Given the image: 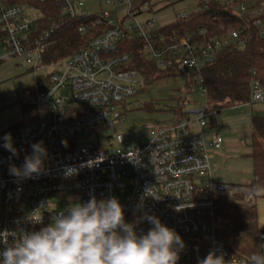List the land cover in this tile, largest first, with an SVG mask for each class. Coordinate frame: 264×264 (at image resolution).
Returning <instances> with one entry per match:
<instances>
[{
  "label": "built area",
  "instance_id": "1",
  "mask_svg": "<svg viewBox=\"0 0 264 264\" xmlns=\"http://www.w3.org/2000/svg\"><path fill=\"white\" fill-rule=\"evenodd\" d=\"M123 1L129 4L127 17L134 24L126 26L124 20L115 23L109 12L98 14L108 27L90 41L88 48L53 64L64 66L62 71L38 75L39 69L49 66L43 54L53 30L35 34L38 20L27 16V11L34 7L0 0V41L11 54L31 66L37 113L34 122L0 132V138L10 133L18 150V155L10 160L11 154L0 146V233L15 231L22 235L23 231H38L47 226L59 213L54 202L61 196L79 197L81 203H86L91 195L97 199L115 196L124 208L125 221L136 225L138 235L152 227L140 220L147 212L181 236L185 248L180 252L178 264H198L209 251L223 254L227 264H251L253 256L264 255V228L258 235L257 251L250 254L238 252L230 242H223L216 235V198L227 196L234 200L239 193L249 202L255 193L213 178L211 151L220 149L224 139L217 128L209 125L208 104L187 112V119L149 128L148 140L139 145L111 149L114 144L125 143L121 134L109 137V149L99 141L86 140L92 133L125 123L126 102L138 94L137 84L144 82L129 67L131 55L122 51L126 40H142L145 60H156L162 69L175 67L186 74L193 70L200 72L211 64L219 49L243 45V32H230L204 45L194 40V32L167 39L155 27L156 16L145 22L136 20L143 8L151 10L147 4L135 9V0H101L106 5ZM60 2L70 18L84 16L82 2L77 9L68 0ZM241 11H245V6H241ZM255 25L261 26V21H255ZM78 31L83 36L88 28L82 25ZM198 34L202 36L204 31ZM252 75L251 103L264 104V87L256 79L257 74ZM199 89L206 96L205 89ZM62 141L67 142V147ZM40 142L48 153L44 162L47 174L17 182L9 174V165L21 167L25 156L32 153L31 145ZM97 156L103 157L99 166L84 167L78 175L64 178L65 165L79 166ZM41 218L42 223L31 222ZM4 248L0 243V252Z\"/></svg>",
  "mask_w": 264,
  "mask_h": 264
},
{
  "label": "trees",
  "instance_id": "2",
  "mask_svg": "<svg viewBox=\"0 0 264 264\" xmlns=\"http://www.w3.org/2000/svg\"><path fill=\"white\" fill-rule=\"evenodd\" d=\"M10 5H30L41 13L37 21L35 34L52 29L43 60L53 65L65 60L72 54L88 48L90 41L98 36L108 26L98 15L78 16L70 18L65 14L60 0H7ZM151 0H135V9L150 5ZM245 6V11H241ZM150 9L152 7L150 5ZM261 21V26L255 21ZM87 26L88 32L81 35L80 26ZM199 31L204 35L199 36ZM243 32L244 44H232L217 51L214 61L203 67L200 72L189 71L181 74L175 67L162 69L158 61H147L142 57L143 42L138 38L126 40L122 51L131 55L129 67L136 70L144 79V85L170 77L185 76L187 86L203 87L206 91L208 111L211 113L209 125L218 128L220 116L229 106L251 103L252 72L264 87V0H198L197 7L184 19L159 29L167 39L182 37L195 33L194 40L200 45L212 39L222 37L230 32ZM0 25V40L2 38ZM1 63V62H0ZM198 77H200L198 79ZM201 79V80H200ZM22 121L13 128L23 127L37 119L36 103L33 87L25 91V99L20 103ZM153 110V108H149ZM188 118L183 108V102L175 110V121ZM253 135L251 152L247 156L253 163V178L247 188L254 195L264 191V112H253L251 118ZM255 198V197H254ZM249 202H233L227 196L215 200L216 235L223 242H230L240 253L250 254L257 251L259 213L256 199Z\"/></svg>",
  "mask_w": 264,
  "mask_h": 264
},
{
  "label": "clouds",
  "instance_id": "3",
  "mask_svg": "<svg viewBox=\"0 0 264 264\" xmlns=\"http://www.w3.org/2000/svg\"><path fill=\"white\" fill-rule=\"evenodd\" d=\"M0 139V146L11 154L10 160L18 155L10 133ZM62 143L67 147L66 141ZM31 147L32 153L25 156L21 167L9 165V174L17 182L47 174L44 162L48 153L43 142ZM101 163L103 157L97 156L79 166L65 165L63 176H76L82 168ZM140 220L152 227L138 235L136 225L125 221L124 208L117 197L97 199L91 195L86 203L72 204L55 214L52 222L38 231H23L22 235L15 231L0 233V243L5 245L0 264H178L185 248L181 236L155 215L145 212ZM31 222L43 221L41 218ZM198 264L227 262L223 254L209 251ZM251 264H264V255L253 256Z\"/></svg>",
  "mask_w": 264,
  "mask_h": 264
},
{
  "label": "rangeland",
  "instance_id": "4",
  "mask_svg": "<svg viewBox=\"0 0 264 264\" xmlns=\"http://www.w3.org/2000/svg\"><path fill=\"white\" fill-rule=\"evenodd\" d=\"M68 1L73 3L76 9L79 2H82L84 5L83 15L85 16L109 12L111 20L115 23L124 20L126 26L134 24V21L127 17L129 4L126 1L110 5L103 4L101 0ZM197 3L198 0H151L152 10L148 11L143 8L142 13L136 16V20L145 22L156 16L155 27L160 29L174 23L178 15H189L196 9ZM150 5H148V8H150ZM27 16L31 20H38L41 17V13L38 10L31 9L27 11ZM0 62V132H3L12 129L22 121L23 114L20 103L25 99V91L33 86L35 76L31 66L26 64L22 58L11 54L1 41ZM63 69L64 66L49 65L39 69L37 73L40 75L41 73H51L54 70L62 71ZM137 89L139 90L138 94L126 102L128 113L125 123L114 128H106L97 133H92L88 135L86 140L91 142L99 141L109 149V137L121 134L126 139L125 143L123 145L114 144L111 149L121 148L124 145H139L148 140L149 128L162 124L170 125L174 122L175 110L179 108L181 102H183L185 112L198 110L207 105L206 96L203 95L198 87L195 86L191 90L188 88L185 76L170 77L151 85L138 83ZM149 108H153V110H149ZM252 110L263 113L264 104L229 106L220 116L221 124L227 123L228 119L230 121L237 119L239 120L238 122H241L240 129H242L244 116L247 117ZM129 132L132 133L131 137L128 136ZM138 137H141L139 141H137ZM211 152L213 154L216 153L215 150ZM244 162L248 164L244 165ZM214 163L215 161H211V165L213 164L212 169H214V179L217 178L218 172H223V176L230 179L229 183L241 188L246 187L240 185L244 177L246 180L252 178L251 166L247 155L244 157L239 154H223V156L217 157V167L214 166ZM239 176L242 177L241 180H238ZM254 197L251 203L256 199L258 211L262 216L261 221L264 223V193L259 192ZM233 202H245L243 195L238 193ZM75 203H81L79 197L61 196L55 200L54 208L56 212L65 211L70 205Z\"/></svg>",
  "mask_w": 264,
  "mask_h": 264
},
{
  "label": "crops",
  "instance_id": "5",
  "mask_svg": "<svg viewBox=\"0 0 264 264\" xmlns=\"http://www.w3.org/2000/svg\"><path fill=\"white\" fill-rule=\"evenodd\" d=\"M218 1H224V2H230L232 0H218ZM248 105V104H246ZM252 105V104H250ZM238 106H244V105H238ZM255 112L254 110L251 111V113L248 114V116H244L243 118V128H241V122H238L239 120H234L230 121L228 119L227 123L224 122V124L220 123V127L217 128L218 132L221 133L224 143L223 146L215 150L216 153H212V159L211 161H215L214 166L217 167V157L218 156H223V154H239L243 155L246 157L248 156L249 153L251 152L250 145L252 144V135H253V128H252V123H251V118H252V113ZM246 115V114H245ZM231 124H230V123ZM245 126V127H244ZM247 127V130L245 131ZM249 159V158H248ZM250 166H251V172H252V178H253V163L251 159H249ZM248 163L244 162V165ZM213 164L211 165L212 168ZM213 170L212 169V175H213ZM214 178V177H213ZM240 178V179H239ZM238 180H241L242 177L239 176ZM251 178V179H252ZM250 179V180H251ZM217 182L229 185V186H235L229 183L230 179L228 177L223 176V172H218L217 173V178L215 179ZM250 180H246L245 177L241 180V186H247V184L250 182ZM264 193V191H263ZM257 203V202H256ZM259 213V211H258ZM262 216L259 213V227L261 229L264 228V223H262Z\"/></svg>",
  "mask_w": 264,
  "mask_h": 264
}]
</instances>
